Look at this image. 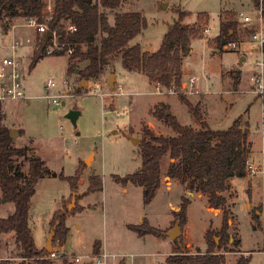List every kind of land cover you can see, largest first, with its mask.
I'll use <instances>...</instances> for the list:
<instances>
[{"label": "rangeland", "instance_id": "1", "mask_svg": "<svg viewBox=\"0 0 264 264\" xmlns=\"http://www.w3.org/2000/svg\"><path fill=\"white\" fill-rule=\"evenodd\" d=\"M119 10L140 12L144 16L147 28L131 45L140 43L143 50L151 54L160 49L169 26L179 20L180 12L183 24L199 29V36L192 42V53L186 58L185 66L192 72L186 78L197 75L201 83L195 88L199 90L198 94H187L186 97L194 105L200 104L199 113L214 131H226L241 118L249 130L255 159L251 161H263L264 95L255 90L252 78L256 75V63L264 55L253 47L251 36L260 29L264 33V17L253 0H129ZM224 11L234 12L241 23V39L235 49L226 46L219 49L213 43L219 34V21ZM107 13L113 24L115 12ZM242 15L249 16L251 22L245 23ZM205 29L211 31L204 34ZM245 29L252 33L242 34ZM0 32L4 36L0 42V57L10 53L3 45H11L13 39L19 41L17 56L23 63L27 92L32 97L30 103L13 105L16 110L8 114L10 121L26 132L25 135L24 130H16L14 145L30 148L32 138L46 166L58 174L57 177L41 179L31 201L29 225L37 249L43 251L47 248L52 231L51 220L54 212L60 209L68 212V234L65 240L52 246V250L55 246L60 254V258L53 260L54 264H62L64 255L70 262L80 258L82 263L79 264H87L84 262L95 260L105 251L112 256L108 264H169L167 259L181 242L177 244V240H173L171 250V244L165 240L167 236L164 239L151 235L141 238L131 231V227L148 222L151 227L170 232L180 226L174 217L180 209L171 210V204L180 202L184 195L181 186L175 185L172 191L159 190L154 200L145 205L140 187H124L113 176L126 177L142 166L140 147L129 139V131L135 135L133 138L140 140L146 128L158 134L174 135L162 121L157 123L152 119L158 102L165 103L182 125L199 127L179 95L156 93L155 85L145 74L126 72L121 59L113 64L112 73L109 71L108 76H102L99 87L97 82L90 81L88 86L80 88V69L68 73V55L47 56L30 70L36 39L44 36L35 27H29L27 20L17 19L9 35L1 29ZM242 57L246 58L243 63L240 61ZM237 74L241 82L236 81ZM50 80L55 86L48 91L46 84ZM117 85L122 86L127 94L111 96ZM102 93L106 94L104 102L100 96ZM47 95L52 99L47 100ZM53 98H60L61 105H49ZM75 109L79 112L76 124L68 117ZM3 113L5 115L4 109ZM35 154L31 150L26 159L19 161L23 173H28L29 158ZM169 165V160L163 162V172L168 170ZM78 169L83 175L77 180V189L72 191L68 178L75 176ZM92 175L102 178V192L88 193ZM247 176L253 181L252 202L257 204L252 209V218L259 216L263 224L258 230L252 226L247 209L251 195L249 179L236 178L233 213L237 226L232 230L233 235L229 234L230 239L235 240L241 236L242 244L238 246V241L237 244L230 241L227 249L223 250L225 264H236L241 256L251 257L249 264H264L263 179L260 175ZM163 185L170 188L171 178H164ZM14 211V204L4 202L0 190V218H7ZM210 212L219 214L220 210L211 208ZM210 218L203 203L194 201L189 208L188 223L192 224L194 242L199 246L204 245L203 230ZM228 224L230 226V220ZM185 226L181 228L180 237L185 248L190 250L191 247L186 246ZM96 242L101 244L99 254L93 250ZM18 256L14 233L2 235L0 264L3 260L18 262Z\"/></svg>", "mask_w": 264, "mask_h": 264}, {"label": "trees", "instance_id": "2", "mask_svg": "<svg viewBox=\"0 0 264 264\" xmlns=\"http://www.w3.org/2000/svg\"><path fill=\"white\" fill-rule=\"evenodd\" d=\"M129 0H53L52 11L47 9L48 0H0V29L9 35L17 19H36L51 31L54 40L44 47V37L38 36L32 56L30 70L47 56L68 55V73L80 69V81H100L106 71H113L112 66L121 59L123 68L128 73H142L156 85L168 89L174 87L180 100L199 123V127L182 125L170 113L165 104L155 106L153 116L170 128L174 135L156 134L148 128L143 131L140 144L142 166L134 174L126 177L113 176L114 180L126 186L128 183L141 187L143 202L149 205L155 198L162 183V160L169 154L174 163H170L167 176L178 180L187 190L202 193L208 197L210 208L223 210L222 228L218 233L206 234L207 251L191 254L179 237L180 245L175 247L167 259L169 264H225L224 253L217 249H227L230 243L229 220L231 211L228 198L224 193L230 189V181L245 178L248 175L246 163L251 157L252 143L249 142V130L242 119L235 120L226 131H214L203 119L200 104L194 105L182 93L183 62L191 53L193 40L199 36V29L179 20L169 26L160 49L150 54L144 52L140 43L131 42L141 36L147 28V21L140 12H120L124 2ZM255 7L264 17V0H253ZM109 12H115L114 23L109 21ZM76 28L70 31L69 27ZM241 23L232 11H224L219 22V34L213 43L223 49L230 43H239ZM243 30L242 34H251ZM239 81V74L235 76ZM5 115L0 106V190L4 202L13 203L14 213L7 218H0V237L14 233L19 249L18 262L3 260L1 264H54L49 258L50 252L39 251L29 225L31 201L36 194L38 182L44 177H57L45 162L36 156L29 158L28 173L22 172L20 160L28 157V146L15 147L11 138V129L4 124ZM128 135L131 136L130 132ZM78 169L75 176L68 178L72 191L77 189V180L81 176ZM63 178V174L60 175ZM103 180L98 175L90 177L88 193L102 192ZM234 196H231L232 199ZM190 201L183 197L179 212L174 213L180 228L188 222ZM233 206V205H232ZM231 207V206H230ZM68 212L58 210L51 220V229H55L53 245L66 239ZM259 226L260 224H256ZM139 237L148 235L164 239L167 232L151 227L148 222L131 227ZM215 237H220L216 242ZM179 243L178 240L176 241ZM233 244H237L234 239ZM101 244L93 246L99 254ZM251 257L241 256L236 264H249ZM62 264H73L66 256Z\"/></svg>", "mask_w": 264, "mask_h": 264}, {"label": "built area", "instance_id": "3", "mask_svg": "<svg viewBox=\"0 0 264 264\" xmlns=\"http://www.w3.org/2000/svg\"><path fill=\"white\" fill-rule=\"evenodd\" d=\"M52 3L53 0H48L47 9L49 11H52ZM259 11V10H258ZM260 12V11H259ZM261 14V12H260ZM262 15V14H261ZM243 20L245 23L251 22V18L249 16L242 15ZM28 25L29 27H35L38 33L45 37L46 33L48 32V27L44 24H38L36 19H29ZM70 31H76V28L70 26ZM211 31V29H205L204 34H207ZM4 36L0 32V42H2ZM51 40H54V48L49 49V54L54 50L58 48V44L56 42V37L53 34V38ZM49 43V42H48ZM251 43L253 47L260 51L264 55V33L261 31H255L251 36ZM56 44V46H55ZM48 45V44H47ZM6 47L10 50V53L0 59V106H2L5 103L8 102H30L32 100V97L28 95L27 87H26V80H25V74L23 72V63L21 62V59L17 56L18 49H19V41L18 40H12V44L8 46H2ZM226 47L229 48H237V43H230ZM255 73L256 75L253 76L252 80L254 82L255 90L258 92V94L261 96L264 95V58L257 62L255 65ZM258 70V71H257ZM200 81V77L197 75H191L185 80H183L182 83V93L187 95H193L198 94L199 90L195 89ZM98 87L100 86L99 81H97ZM55 86V83L53 81H48L46 84V90H50ZM156 93L158 94H170V95H178V91L174 88H164L161 85L156 86ZM114 94H127L124 91V88L122 86H116V89L111 91L110 95ZM103 102L106 94L100 95ZM47 100H51L52 97L47 95ZM264 101V97H263ZM51 105L59 106L61 105L60 98H53ZM263 140H264V134H263ZM262 155H264V144L263 149L261 151ZM247 172L251 176L260 175L263 179V188H264V159L261 162H252L251 159H249L246 163ZM264 254V251L262 252ZM66 256V255H64ZM112 256L107 253L106 251L103 252L99 257H97L95 260H88L87 264H108L109 259ZM50 259H58L60 258L59 250H56L53 248V250L50 252L49 255ZM67 258V256H66ZM115 258V257H114ZM68 259V258H67ZM71 261V260H70ZM73 263L79 264L82 263V260L80 258H74L72 260Z\"/></svg>", "mask_w": 264, "mask_h": 264}, {"label": "crops", "instance_id": "4", "mask_svg": "<svg viewBox=\"0 0 264 264\" xmlns=\"http://www.w3.org/2000/svg\"><path fill=\"white\" fill-rule=\"evenodd\" d=\"M221 18H222V16L220 17V20H221ZM208 19H209V16H208ZM220 22V21H219ZM191 53H192V45H191ZM190 53V54H191ZM151 54V53H150ZM6 56V55H5ZM190 56V55H189ZM4 57V56H3ZM2 57H0V59H1ZM186 60V59H185ZM185 60H184V62H183V75H184V78H186L187 77V74H192V72L191 71H189V70H187V68H186V66H185ZM245 60H246V58H245ZM244 60V61H245ZM113 72V71H112ZM111 72V73H112ZM109 73V71H106V72H104L102 75H101V78H102V76H104V75H106L107 74V76L109 75L108 74ZM79 74V73H78ZM100 78V79H101ZM110 78H111V75H110ZM241 78H239V81L241 82ZM116 81H117V77H116ZM78 82H80V85L82 84V82L80 81V78H79V75H78ZM89 83L90 82H88V85H89ZM154 84V83H153ZM80 85H79V87H80ZM88 85H86V86H88ZM155 85V88H156V84H154ZM85 86V85H84ZM83 86V87H84ZM80 88H82V87H80ZM130 94H132V95H134L133 93H130ZM18 103H23V102H8V103H5V104H3L2 105V108L4 109V111H5V120H4V124L8 127V128H10V129H13V130H17V129H22V130H24L22 127H19V126H16L14 123H12L11 121H10V117H8V114H10V112H14L16 109L15 108H13V105H19ZM25 103V102H24ZM27 103H30V102H27ZM158 104H165V103H163V102H158L157 103V105ZM166 105V104H165ZM75 111H76V109H75ZM12 112V113H13ZM11 113V114H12ZM10 114V115H11ZM172 115H174V114H172ZM175 116V115H174ZM176 117V116H175ZM177 118V117H176ZM152 119L155 121V122H157L158 123V120L156 119V118H154V116H152ZM178 120V119H177ZM130 130H132V128L130 129ZM24 132H25V130H24ZM130 132V131H129ZM17 133V132H16ZM130 134H131V137H135V135L134 134H132L131 132H130ZM156 134H158V133H156ZM160 134H164V132H162V133H160ZM25 135H26V132H25ZM159 135V134H158ZM130 136V135H129ZM141 141V140H140ZM30 149L33 151V152H36V154L34 155V156H36V157H40L41 158V156L37 153V148H36V146H35V144H34V140L31 138V144H30ZM35 149V150H34ZM253 156H254V152H253V149H251V157H250V159H253V160H255L254 158H253ZM42 159V158H41ZM43 160V159H42ZM166 160H169L170 161V163H172L173 162V160L172 159H170V155L169 154H167L164 158H163V160H162V183H161V187H160V189L159 190H165V191H172V189L174 188V186L175 185H180L181 186V188H182V191L184 192L183 194V196H182V198L183 197H186V198H188L189 199V201H190V205H189V208H190V206L193 204V202L194 201H196V200H199V201H201L202 203H203V205L205 206V209H206V211H207V213L209 214V216H211V218H210V221H209V224H207V226H205V228H204V230H203V236H204V245L203 246H199V245H197L195 242H194V237H193V232H192V224H189L188 222H187V224H186V226H185V231H184V236H185V239H186V246L187 247H191L190 248V250L188 249V251L191 253V254H195V253H197V252H202V253H204V252H206L207 251V244H206V234H207V232L208 231H211V232H214L215 234L216 233H218L220 230H221V228H222V223H223V210H221V209H219L220 210V213L219 214H213V213H211L210 212V206H209V202H208V197L207 196H205V195H203L202 193H196V192H191V191H189V190H187V188H186V186L185 185H182L178 180H174V179H171V186H170V188H168V186H164L163 185V180H164V178H166L167 179V170H166V172H163V162H165ZM44 161V160H43ZM45 162V161H44ZM80 167V166H79ZM57 174V173H56ZM58 175V174H57ZM82 175H83V172H82ZM246 178H248L249 179V184H251V188H250V190H251V195H250V201H249V203L247 204V209H248V211H249V215H250V217H251V220H252V226L254 227V229L255 230H258L260 227H261V225H259V226H257L256 224H263V223H261L262 222V218H259V216H257V217H255V218H252V209L254 208V207H256L257 206V204H255L254 202H252V187H253V181L251 180V178H249L248 176H246ZM81 180H82V177H81ZM234 180L235 179H232L231 181H230V189L228 190V191H226L225 193H224V196H226L227 198H228V208L230 209V211H231V219H230V228H229V233L231 234V235H233V233H232V230L234 229V227H236L237 226V224H236V221H235V219H234V213H233V199H234V197H235V193H234ZM128 185H132V186H136V185H134V184H131V183H128L126 186H124V187H127ZM166 185H168V182H166ZM81 186V185H80ZM136 187H138V186H136ZM89 188V187H88ZM141 188V187H140ZM142 189V188H141ZM158 190V191H159ZM87 191H88V189H87ZM142 193H143V190H142ZM72 195V194H71ZM231 196H234L232 199L230 198ZM182 198H181V200H180V202H178V203H176V204H171V210H177V209H180V207H181V203H182ZM231 206V207H230ZM189 208H188V221H189ZM60 210V209H59ZM58 211V210H57ZM56 212V211H55ZM54 212V213H55ZM54 215V214H53ZM142 218V216L140 217V219ZM139 219V220H140ZM149 221V220H148ZM150 222V221H149ZM260 222V223H259ZM151 224V223H150ZM152 225V224H151ZM255 225V226H254ZM168 226V225H167ZM166 226V227H167ZM165 227V228H166ZM165 228H163V229H165ZM261 229V228H260ZM168 233V232H167ZM147 237V236H146ZM146 237H142V238H146ZM168 238L167 239H165V240H167L170 244H171V250H172V241H173V239L171 238V237H169V236H167ZM169 239H171V241L169 240ZM215 239L216 240H218V239H220V237H215ZM230 241H231V243L233 244V242H234V239H230ZM239 242V244H238V246L239 245H241L242 244V239H241V236L240 237H238V238H236V243H238ZM54 249H56L55 248V246H54ZM102 250H104L105 251V249L103 248V244H102ZM171 250H170V252H171ZM225 251V249L224 248H222V249H217L216 251H217V253H223L224 251ZM170 252H169V255H170ZM168 255V256H169ZM172 255V254H171ZM251 261H252V259H251Z\"/></svg>", "mask_w": 264, "mask_h": 264}, {"label": "water", "instance_id": "5", "mask_svg": "<svg viewBox=\"0 0 264 264\" xmlns=\"http://www.w3.org/2000/svg\"><path fill=\"white\" fill-rule=\"evenodd\" d=\"M53 38V33L51 31H48L44 37V47L47 46L48 42ZM144 52H146L144 50ZM245 60V57H242L241 58V63H243ZM80 72V70L78 71V73ZM110 80H112V76L110 78ZM86 86L88 85V81H83L82 84L80 85V87H83V86ZM78 115H79V112L78 111H71L69 114H68V117L74 122V124H76V121H77V118H78ZM11 138L12 139H15L16 138V131L15 130H11ZM129 139L135 144V145H139L140 144V139H135L131 136H128ZM73 201H75L76 199V194L73 195ZM182 234V231H181V228L179 225H177L172 231L166 233V236H169L171 237L173 240H178V242H180L179 240V237L180 235ZM54 236H55V229L53 228L52 231H51V234L49 236V239H48V243H47V251H51L52 250V246H53V239H54Z\"/></svg>", "mask_w": 264, "mask_h": 264}]
</instances>
